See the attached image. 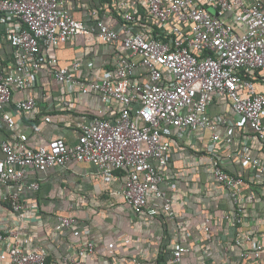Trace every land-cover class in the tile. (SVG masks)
<instances>
[{
  "label": "built area",
  "instance_id": "obj_1",
  "mask_svg": "<svg viewBox=\"0 0 264 264\" xmlns=\"http://www.w3.org/2000/svg\"><path fill=\"white\" fill-rule=\"evenodd\" d=\"M66 2L0 0L4 39L13 49L11 65L0 66V128L11 130L15 125L13 116L4 113L6 106L12 105L23 117L36 110L34 97L12 102V95L33 91L44 69L47 79L62 85L69 95L95 94L116 109L113 117L82 124L73 145L55 138L30 146L26 134L1 142L0 188L6 191L2 201L8 210L23 219L24 191L39 189L37 180L26 181L29 174L75 162L93 165L102 179L123 173L117 195L133 214L173 219L158 166L167 165L172 134L207 132L212 180L228 193L233 205L223 215L232 245L240 249L242 260L259 258L262 247L242 231L246 205L255 194L245 193V179L229 173L225 164L238 160L254 174L264 175L258 158L229 150L234 129L244 125L264 144V93L256 88V83L264 87V0H140V9L138 0H115L118 12L111 20H116V28L105 22L112 4L92 7L86 23L73 16ZM77 36H93L101 45L119 47L123 55L91 80L78 76L77 62L61 66L55 58L41 56L42 49H55ZM222 99L239 122L208 115L209 107ZM216 127L225 135L218 134ZM59 222L69 228L73 219L59 218ZM2 245L9 264L46 263L45 252L22 249L15 231L0 230ZM85 251L93 252L91 243ZM187 252L184 246L176 247L166 264H181ZM61 263L84 264L65 257Z\"/></svg>",
  "mask_w": 264,
  "mask_h": 264
},
{
  "label": "crops",
  "instance_id": "obj_2",
  "mask_svg": "<svg viewBox=\"0 0 264 264\" xmlns=\"http://www.w3.org/2000/svg\"><path fill=\"white\" fill-rule=\"evenodd\" d=\"M114 1L105 0L107 5L112 4L105 22L116 28V20H111L118 12ZM103 3L67 0L66 7L76 19L87 23L89 10ZM137 3L140 9V0ZM5 31L6 26L0 22V66L8 68L13 49L4 39ZM122 55L119 47L101 45L93 36H77L55 49L41 50L44 59L55 58L63 65L79 63L78 76L85 80L111 69L115 59ZM46 73L44 69L38 74L33 91L13 92L12 102L31 96L37 101V108L23 117L16 115L12 105L6 106L4 113L13 116L15 125L11 130L0 128V143L26 134L30 146L55 138L73 145L82 124L92 118L114 116V103L105 105L95 94L69 95L62 85L49 81ZM261 90L264 92L263 86ZM208 115L239 122L223 99L209 107ZM46 117L52 120L38 129L37 124ZM216 131L225 135L222 128L216 127ZM197 134L198 138L172 134L167 165L158 166L165 177L162 189L171 202L173 219L163 214L155 218L133 214L117 195L123 173L114 172L110 178L102 179L93 165L71 162L62 168L28 175L26 181L37 180L39 189L24 191L22 220L8 210L2 201L6 191L0 188V230L15 231L26 252H45V264H62L63 257L80 259L84 264H130L132 260L139 264H166L180 245L188 249L181 264H264V175L254 174L249 165L238 160L225 164L229 173L245 179V193L251 190L255 194L254 201L246 205L247 221L242 231L250 234L263 250L257 259L242 260L240 249L232 245L231 231L223 221V215L231 212L233 205L228 193L212 180L210 135ZM230 149L252 155L264 165V144L245 125L234 129ZM59 218L73 219L72 226L61 227ZM89 243L93 252L86 254ZM0 264H9L3 245Z\"/></svg>",
  "mask_w": 264,
  "mask_h": 264
},
{
  "label": "rangeland",
  "instance_id": "obj_3",
  "mask_svg": "<svg viewBox=\"0 0 264 264\" xmlns=\"http://www.w3.org/2000/svg\"><path fill=\"white\" fill-rule=\"evenodd\" d=\"M63 64H64V63H59V65H61V66H62ZM262 86H263V85H261V84H259V83H256V88L258 89L259 92L262 91V90H261V87H262ZM262 93H264V92H262ZM237 118H238V117H237ZM238 119H239V118H238ZM48 120H52L51 117H50V118H49V117H46L44 121H41V120H40L36 127H37L38 129H42V128L44 127L43 124H46V121H48ZM44 122H45V123H44ZM193 135H194L195 138H198V137H199L197 133H194Z\"/></svg>",
  "mask_w": 264,
  "mask_h": 264
},
{
  "label": "trees",
  "instance_id": "obj_4",
  "mask_svg": "<svg viewBox=\"0 0 264 264\" xmlns=\"http://www.w3.org/2000/svg\"><path fill=\"white\" fill-rule=\"evenodd\" d=\"M101 2H105V0H100Z\"/></svg>",
  "mask_w": 264,
  "mask_h": 264
}]
</instances>
